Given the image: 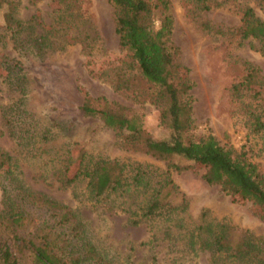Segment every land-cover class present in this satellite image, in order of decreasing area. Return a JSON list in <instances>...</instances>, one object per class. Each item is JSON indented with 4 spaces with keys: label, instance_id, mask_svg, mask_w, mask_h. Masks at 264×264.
Returning a JSON list of instances; mask_svg holds the SVG:
<instances>
[{
    "label": "rangeland",
    "instance_id": "1",
    "mask_svg": "<svg viewBox=\"0 0 264 264\" xmlns=\"http://www.w3.org/2000/svg\"><path fill=\"white\" fill-rule=\"evenodd\" d=\"M18 1L16 16L25 29L18 35L17 47L10 33L2 29L0 11V151L12 158L13 172L28 190L75 211L84 224L87 240L107 264H233L187 246L185 235L200 223L203 212L209 219L264 238V217H259L249 202L232 200L218 186L208 185L202 166H191L177 158L165 163L122 147L113 131L97 118L82 114L84 96L103 97L139 114L151 139L169 140L172 136L163 117L166 109L153 102L150 85L135 78L131 91H114L106 78L98 77L102 70L126 60L114 32L112 7L105 0H73L68 4L72 16L68 18L69 26L76 25L84 32L92 48L90 65L80 43L50 38L39 53L30 47L34 34L48 30L49 25L59 30L60 25L53 23L51 0H37L34 5L28 0ZM218 1V7L201 13L193 11L184 0L170 2L172 43L179 49L180 61L192 84L191 128L182 140L195 141L211 134L221 145L243 152L264 176V135L250 130L245 108L232 104L227 94L228 87L243 74V61L256 66L264 79V57L256 51V42L240 40L228 32L240 26L237 8L251 7L258 18L264 16L254 0ZM201 22L212 29H203ZM216 29L224 35L215 33ZM7 65L13 70L12 77H17L10 85L4 80ZM5 116L14 124H29V134L24 133L22 139L8 135ZM18 129L16 125V132ZM81 150L93 161L145 165L154 172L155 183L164 184L168 172L166 180L170 183L160 188L159 198L175 210L168 216L141 219L140 209L149 198L146 191L127 188L94 199L88 196L85 181L59 188L57 180L62 169L70 160L72 173ZM168 164L181 169L167 168ZM7 185L8 181L0 176V242L11 248L21 264H26L14 238L34 242L46 234L56 238L54 230L50 231L53 219L27 206L25 221L13 226L8 209L14 197Z\"/></svg>",
    "mask_w": 264,
    "mask_h": 264
},
{
    "label": "trees",
    "instance_id": "2",
    "mask_svg": "<svg viewBox=\"0 0 264 264\" xmlns=\"http://www.w3.org/2000/svg\"><path fill=\"white\" fill-rule=\"evenodd\" d=\"M71 1L73 0H51V11L55 15L53 23L59 24L60 29L47 26L48 30L34 34L30 47L39 53L50 43V38L54 41L80 43L86 63L90 65L92 48L87 42L86 34L76 25L69 26L68 18L72 16L68 13V4ZM105 1L112 7L114 32L118 47L126 60H122L112 69L102 70L98 77L106 78L114 91H131L135 78L150 85L153 88V102L166 109L163 117L168 122L172 136L169 140L151 139L143 129L139 114L103 97L84 96L80 107L82 114L97 118L105 128L113 131L122 147L142 152L165 163L177 158L191 166H202L205 169L203 179L208 185L218 186L232 200L249 202L259 217L263 218L264 176L255 163L232 146L221 145L211 134L195 141L182 140V135L191 128L189 92L192 84L180 61L179 49L172 43L171 0ZM184 1L190 4L193 11L200 13L221 4L218 0ZM254 1L264 16V0ZM28 2L34 5L37 0ZM18 7V0H0L2 29L10 33L14 47L20 45L18 35L25 29L16 16ZM237 13L240 26L234 30L228 29V32H232L231 35L240 40H254L257 44L256 51L264 57V19L258 18L253 9L247 6L238 7ZM201 23L203 29H212L207 23ZM28 29L31 30L30 25ZM215 33L224 35L220 29H216ZM32 34L30 32L29 35ZM242 67V76L227 89L228 98L232 104L245 108L250 130L264 135V79L253 64L243 61ZM5 70L8 72H5L4 80L10 85L15 81L13 78L17 77H12L13 70L10 65ZM13 107L18 108L16 105ZM3 119L11 137L22 139L24 133L28 135L31 130L26 122L14 124L8 116ZM16 125L19 126L17 132ZM168 167L181 169L175 164H168ZM70 168L68 160L57 180L61 189L85 181L86 192L94 199L127 188L146 191L149 198L140 209L141 219L168 216L175 210L163 204L159 198L160 188L170 183L166 180L168 172L164 184L163 181L155 183L154 172L145 165L124 164L117 160L93 161L84 150H81L72 173ZM0 176L8 181L7 187L10 185V193H13L12 207L8 209L13 226H19L25 221V215H28L27 206L40 210L48 215L47 218L53 219L50 231L54 230L56 238H50L48 234L43 235L37 242L14 238L16 247L24 252L26 264H107L94 245L87 240L84 224L76 212L43 194L28 190L15 176L12 158L1 151ZM3 192L8 194L9 191L3 188ZM185 237L187 246L191 249L206 251L211 256H219L230 263L264 264L263 237L209 219L205 212L200 215V223ZM0 264H21L5 242H0Z\"/></svg>",
    "mask_w": 264,
    "mask_h": 264
}]
</instances>
